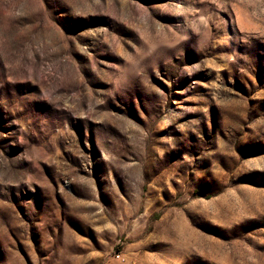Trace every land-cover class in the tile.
I'll return each instance as SVG.
<instances>
[{
  "label": "rangeland",
  "instance_id": "1",
  "mask_svg": "<svg viewBox=\"0 0 264 264\" xmlns=\"http://www.w3.org/2000/svg\"><path fill=\"white\" fill-rule=\"evenodd\" d=\"M0 264H264V0H0Z\"/></svg>",
  "mask_w": 264,
  "mask_h": 264
},
{
  "label": "built area",
  "instance_id": "2",
  "mask_svg": "<svg viewBox=\"0 0 264 264\" xmlns=\"http://www.w3.org/2000/svg\"><path fill=\"white\" fill-rule=\"evenodd\" d=\"M115 257H116V259H120L121 258V254L118 253V254H116Z\"/></svg>",
  "mask_w": 264,
  "mask_h": 264
}]
</instances>
